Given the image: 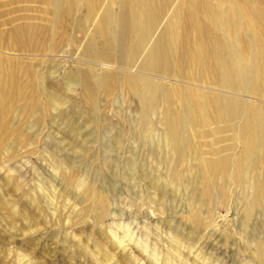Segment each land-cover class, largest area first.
<instances>
[{
  "label": "bare ground",
  "instance_id": "bare-ground-1",
  "mask_svg": "<svg viewBox=\"0 0 264 264\" xmlns=\"http://www.w3.org/2000/svg\"><path fill=\"white\" fill-rule=\"evenodd\" d=\"M47 3L51 8L46 25L24 21L9 29L5 27L6 30L0 28V50L23 55L50 54L59 51L62 44L75 47L81 42V55L91 63L68 69L60 85L56 84L57 69L54 71L53 66L21 73L15 60L0 57V175L4 163L15 158L20 148L38 134L40 107L55 109L49 120H59L71 135L78 131L74 115L68 111L71 107L67 92L80 85L81 100L89 106L84 116L87 126H107L104 116L100 115V122L97 120L100 105L115 99L120 92L135 105L137 112L130 120L139 139L148 140L161 123L160 141L153 145V153L169 167L168 180L158 175L156 165L148 162L136 167L131 164L127 170L131 174L137 170L147 180L148 187L159 195L161 206L167 207L169 198L176 199L180 187L187 191L188 230L184 233L174 223L171 228L176 236L183 234L189 242L199 230H211L214 224L204 214H211L213 207L226 200L232 186V194L243 204L244 226L255 210L264 212V0ZM50 39L53 43L48 45ZM192 133L214 137L208 144L210 156L191 140ZM89 136L85 132L83 140L69 149L89 154L85 141ZM223 140L229 142L215 146ZM122 141L123 135L117 134L104 146L107 150L119 148ZM74 161L70 155L66 161L58 160L62 171L58 180L65 187L60 189L61 197L72 193L87 201L80 212L72 210L74 217L100 214L108 207L109 198L90 186L80 193L74 191L80 185L79 177L63 169V164ZM9 170L2 178L8 183L18 181L10 177ZM19 195L24 202L18 212L17 201L0 195V207L11 217V226L22 217L29 218L24 203H36L44 210L46 207L43 194L33 196L23 188ZM259 225L264 228V219ZM145 246L139 244L137 249L146 251ZM249 249L257 263L264 264V240L257 239L249 244ZM124 251L121 256L133 264V253ZM2 256L0 251V264H4ZM171 256L167 254L165 260L172 262ZM108 257L104 254V258Z\"/></svg>",
  "mask_w": 264,
  "mask_h": 264
},
{
  "label": "rangeland",
  "instance_id": "rangeland-1",
  "mask_svg": "<svg viewBox=\"0 0 264 264\" xmlns=\"http://www.w3.org/2000/svg\"><path fill=\"white\" fill-rule=\"evenodd\" d=\"M47 2L0 0V28L6 30L24 21L34 22L38 26L46 25L51 8ZM79 36L82 37L81 34ZM51 41L47 40L46 43L52 44ZM62 45L59 51L50 54L23 55L4 48V51L0 50V57L15 60L21 73L27 70L43 71L53 66L54 71L57 69L54 73L56 84L60 82L61 85L68 69L84 68L86 63H91L81 55V42L75 47ZM67 95L71 107L68 111L74 115L78 131L71 135L59 120H49L55 109L51 111L40 107L41 120L39 128H36L38 134L20 148L15 158L4 163L0 175V195L11 197L14 203L17 201V212L20 203L24 202L19 195L23 188L33 196L43 194L47 198L45 210L36 203L35 206L24 203L29 218L18 219L15 226L9 225L11 217L0 207V251L4 264H130L121 256L123 249L124 252L133 253V264H258L249 244L257 239L264 240V228L259 225L264 219L263 210H255L249 223L244 226L243 204L232 194L235 190L232 186L228 198L213 207L211 214H204L214 224L211 230H199L189 242L183 234L176 236L172 224H178L184 233L188 230L185 218L189 211L187 191L180 187L178 197L169 198L167 207L161 206L158 204L159 195L148 187L147 180L137 170L134 174L127 170L131 164L136 167L148 162L158 167L159 176L164 179L170 176V171H167L169 167L153 153L154 146L160 141L158 129L162 127L161 123L157 124L158 129L153 130L148 140L139 139L134 134L136 126L130 120L134 111L137 112L135 105L120 92L115 99L102 101L100 105L96 117L99 122L100 115L107 118V126L102 129L87 126L84 116L89 106L81 100L82 87L76 86ZM38 97L41 100V96ZM85 132L90 134L85 139L89 154L81 155L69 148L78 145ZM117 134L123 135L121 146L107 150L104 144H110ZM191 140L210 156L208 144L214 141L213 136L192 133ZM228 142L223 140L215 146ZM69 155L75 157V163L63 164V169L79 177L80 185L74 191L80 193L90 186L108 196L110 203L100 214L74 217L72 210L80 212L87 201L79 200L72 193L61 197L60 189L64 190L65 187L58 180L62 172L58 160L66 161ZM157 160L160 163L156 164ZM8 166L10 177L18 181L8 183L2 178ZM128 173L133 176L130 177ZM172 186L169 182L168 187L171 189ZM58 230L60 233L57 235ZM139 244L147 245L146 251L137 249ZM61 245L65 247L61 248ZM106 253L108 258H104ZM167 254L172 255V262L165 260Z\"/></svg>",
  "mask_w": 264,
  "mask_h": 264
}]
</instances>
